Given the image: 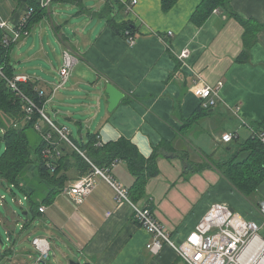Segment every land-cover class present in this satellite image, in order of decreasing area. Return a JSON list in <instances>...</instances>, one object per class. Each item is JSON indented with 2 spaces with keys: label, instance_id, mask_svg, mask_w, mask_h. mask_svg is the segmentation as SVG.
<instances>
[{
  "label": "crops",
  "instance_id": "crops-1",
  "mask_svg": "<svg viewBox=\"0 0 264 264\" xmlns=\"http://www.w3.org/2000/svg\"><path fill=\"white\" fill-rule=\"evenodd\" d=\"M133 1L84 0L79 6L51 3L49 15L38 24L42 28L50 26L55 34L66 28L81 34L87 71L82 81L90 83L83 84V94L79 91L81 80L64 94H53L49 81L27 72L16 73L38 79L40 95L44 92L47 96L45 111H50V118L69 130L64 122L76 125L80 139L71 131L76 142L86 145L89 134H95L101 144L124 138L146 159L156 155L158 172L148 178L146 194L138 202L152 208L175 241L184 240L216 202L227 203L256 220L264 237L260 212L264 181L255 195L246 197L210 159H224L228 143L219 141L224 133L237 134L238 138L230 144L239 146L251 136L252 128L260 125L264 129V0H231L240 16L263 24L248 61L239 60L245 46L244 26L223 9L216 8L218 12L213 11L202 25H197L192 15L203 0H175L169 9L163 7V0H137L134 10L128 11L126 4ZM27 10L25 3L0 0V22L7 23V30L13 28ZM66 13L76 17L78 23L74 25ZM110 17L118 23L134 24L133 45L110 26ZM58 38L62 54L68 44L75 52L80 51V47L73 45L74 40L70 43L65 35ZM185 49L190 50L189 55L181 59ZM42 57L54 66L50 53L45 51ZM198 78L213 86L221 81L223 86L210 113L184 129L185 120L201 105L192 87ZM109 82L125 92V98L113 111L108 109ZM74 98L82 100L71 102ZM72 104L83 112V118L71 111ZM41 124L47 127L43 121ZM54 141L62 152L59 183L69 187L87 175L95 183L94 191L82 203L75 204L61 192L46 203L43 213L47 224L72 242L78 250L75 256L82 264H182L169 245L153 254L146 247L151 234L133 220L131 206L118 201L116 190L103 176L93 173L92 166L86 163L87 157L83 156L80 163L70 143L57 134ZM106 168L127 188L133 186L136 175L127 159L118 158ZM36 180L44 197L51 184L38 176ZM33 189L36 190L35 186ZM21 235L16 241L17 259L29 253ZM35 236L38 235L32 240ZM64 256L69 258L66 253Z\"/></svg>",
  "mask_w": 264,
  "mask_h": 264
},
{
  "label": "trees",
  "instance_id": "trees-1",
  "mask_svg": "<svg viewBox=\"0 0 264 264\" xmlns=\"http://www.w3.org/2000/svg\"><path fill=\"white\" fill-rule=\"evenodd\" d=\"M14 1L17 4H27V11L32 8L33 12L28 24L30 30L49 15L48 8L42 5L41 0ZM174 1L163 0V7L169 9ZM83 2L84 0H52V4L58 5L79 6ZM216 8L223 9L229 15L234 16L244 26L243 40L245 46L239 60L248 61L250 59V50L257 42L258 32L262 29L263 24L255 19H245L240 16L233 9L231 0H203L192 15V21L197 25H202ZM108 21L110 26L124 37L127 35V30L130 33L134 32V24L129 21L118 23L113 17H110ZM5 34L6 30L0 27V68L6 77L12 78L17 73L12 61L11 52L13 46L17 43H13L10 47L4 46L3 38ZM38 84V79L31 78L28 82L20 83V88L40 108L44 109L47 96L44 92L40 95ZM213 107H204L201 103L193 115L185 120L183 128H190L204 115L209 114ZM27 116L26 102L17 95V92L11 87L7 79L0 73V185L2 186L3 184V186L8 187L14 184L15 188L21 189L27 197L29 208L26 211L28 213L30 211L41 213L39 210L40 206L52 202L55 196L61 193L64 188L63 184L59 183L58 167V164L62 161V152L54 141V135L59 134L41 114L35 112L31 119H28ZM42 121L47 125L46 128L41 124ZM37 126H40V128L38 129ZM256 129L260 130L263 128L257 125ZM48 132L53 134L50 141H47L45 138V134ZM89 138L90 141L86 145L78 143L73 139L70 131L72 142L82 151H86L88 159L100 167H108L118 158L127 159L136 175L133 186L128 188L131 198L135 202H138L140 198L144 197L148 178L158 172L155 165L156 155H153L150 159H146L139 153V150L131 141L124 138L116 142L101 145L97 144L98 140L95 134H89ZM237 138L224 147L226 155L222 161H214L211 157L210 159L214 163V166L237 190L246 197H252L257 193L259 184L264 181V143L251 135L239 146L230 144ZM47 149L52 150V153L46 154L45 150ZM73 150L78 158L77 160L83 163V155L74 147ZM33 163L37 166V176L41 180L48 181L51 184L49 185L50 190L42 199H40V194H37L36 190L24 181L26 171ZM86 163L90 164V162ZM23 226L26 228V224ZM24 227L21 228V231L25 229ZM10 228L9 238L11 239L13 238L15 229ZM5 243L6 246L4 248L8 252H11V248L7 247L6 239Z\"/></svg>",
  "mask_w": 264,
  "mask_h": 264
},
{
  "label": "built area",
  "instance_id": "built-area-1",
  "mask_svg": "<svg viewBox=\"0 0 264 264\" xmlns=\"http://www.w3.org/2000/svg\"><path fill=\"white\" fill-rule=\"evenodd\" d=\"M51 0H41L43 6H48ZM137 0L127 3L128 11L134 10ZM218 12V10H214ZM32 8L27 15L19 23L10 29H6L7 23L0 22V27L6 30L4 37V46L10 47L13 43H17L22 38L30 35L31 30L28 24L32 15ZM129 34V32L127 31ZM129 43L133 45L136 42L134 36H130ZM190 50L185 49L180 55L181 59L188 57ZM63 66L61 68L62 84H65L71 77L73 68L78 62V57L71 51L66 50L63 57ZM0 73L7 79L11 87L17 92V95L26 102L27 118L31 119L35 112L51 125V127L61 136L62 139L70 143L84 157L85 152L79 149L70 139V130L67 127L59 126L53 122L46 111L38 106V104L26 95L20 88V83L28 82L32 77L28 74L18 73L14 77H6L0 68ZM223 86V82L217 85H210L198 78L193 87L194 93L201 99L204 107L214 106L219 91ZM39 129L40 126H37ZM251 135L264 143V129H251ZM53 137L51 132L45 134L47 141ZM237 137L234 132H226L219 141L229 143ZM101 145V142L97 143ZM51 152L50 149L45 150L46 154ZM88 159V157H87ZM93 173L103 176L116 190L119 202H126L132 208L133 220L145 227L151 234V240L147 243V248L153 254H159L165 245H169L174 249L182 260V264H264V237L261 235V224L254 219H249L236 211L229 204L224 202H216L212 204L207 212L203 215L195 228L182 241H175L173 237L165 230L164 226L155 217L152 208L148 204L135 202L130 195L129 189L117 181L110 173V168L100 167L89 159ZM15 188L12 184L9 186ZM7 187V188H9ZM95 189V183L91 175L82 177L80 180L65 189V193L69 194L75 204H80ZM27 200V197L25 196ZM1 200L5 202V196H1ZM46 204H42L39 208L41 213L46 211ZM260 212L264 218V202L260 205ZM111 213L109 212L108 215ZM23 228L24 226H21ZM9 233V228H7ZM10 239V238H9ZM11 240V239H10ZM35 249L40 253L35 264L40 260H46L50 254L51 244L48 238L36 236L32 240ZM1 264V262H0Z\"/></svg>",
  "mask_w": 264,
  "mask_h": 264
},
{
  "label": "rangeland",
  "instance_id": "rangeland-1",
  "mask_svg": "<svg viewBox=\"0 0 264 264\" xmlns=\"http://www.w3.org/2000/svg\"><path fill=\"white\" fill-rule=\"evenodd\" d=\"M51 3L52 0L50 1L48 6L46 5L44 7L48 8L49 10V6L51 5ZM66 14V18L70 21H73L74 25L78 23L76 21V17H74L72 14ZM97 22L98 20H95L96 24ZM127 31L129 32V30ZM127 31L126 38L128 40L129 37L133 35L130 32L128 34ZM58 34H55V32L48 25L45 28H42L40 25L32 28L30 35L19 40L17 44H15L12 48L11 54L13 55L12 61L15 65V70L18 72H27L31 75H37L41 77L42 80L49 81L51 84H53V94H57L58 91L64 94L65 91H67V88L76 83L77 80H81L82 89H80L79 91L81 94H83V84H85L86 86H90V83L82 81L83 75H85L87 71L85 70L86 66L83 62L84 51L83 43L81 42L83 40L81 34L78 31L74 34L70 30H68V28L61 30V32ZM62 35H65L66 38H70H67V41H69L70 43L72 40H74L73 45L80 47V51L75 52L71 48V44H68L67 48L64 49L62 54L61 43L58 38H62ZM66 50L73 52L78 57V62L73 68L70 79L65 84H62V76L60 72L64 61V52ZM45 51L50 53V58L53 61L54 66H52L50 62L46 61L44 57H42ZM18 59H21V61L19 62ZM50 72L52 74H50ZM81 100L82 98H74L71 102L79 103ZM69 108L71 109V111L75 110L77 112L76 117L79 116L83 118V112H78L76 110L77 107L75 106V104L70 105ZM47 112L52 115L50 111L47 110ZM64 123L69 126L70 131L74 132L75 137L80 139L79 129L77 128V126L72 125L67 121ZM36 173L37 166L35 163H33L28 167L24 181H26V183L29 184L31 188H34L35 186L37 194H40L41 196L43 195V192L41 191V187L38 184V180H36ZM66 188L67 187H64L62 192L65 195L70 196L69 194L65 193ZM3 195L5 196L4 203L1 200V196ZM28 207L29 202L25 199V194L21 189L17 187L16 189L14 188V190L11 191L10 187L7 188L6 186L0 185V238H5L7 240V247L11 248L12 250L11 252H8L6 248H4L0 243L1 264H35V261L37 260V257L40 253L32 245V237L34 235L46 237L50 241L51 250L48 258L46 259L47 264H58L59 262L61 264H70L71 261L80 262L78 260V257L75 256L77 255L78 250L73 246L72 242L67 240L68 237L61 231H56L54 227L52 229V227L47 224L48 218L45 216V214L33 211H30L28 214H26L25 212ZM23 224H26V228L24 231H21L20 225L23 226ZM10 227L15 229L13 238L11 240L9 239V233L7 232V228ZM21 233V237L24 236L23 238H25L23 239V243L25 244L29 253L17 259V257L15 258V252L18 251L16 249L19 245L18 242L16 244V241L18 240ZM60 237H63L64 240L62 241ZM65 253L68 254L69 258L65 259Z\"/></svg>",
  "mask_w": 264,
  "mask_h": 264
},
{
  "label": "water",
  "instance_id": "water-1",
  "mask_svg": "<svg viewBox=\"0 0 264 264\" xmlns=\"http://www.w3.org/2000/svg\"><path fill=\"white\" fill-rule=\"evenodd\" d=\"M106 93L108 94L109 111L115 110L122 102V100L125 98V92L112 82H109L106 85ZM25 213L27 214L28 212ZM0 243L3 247L6 246L5 239L3 237L0 238ZM38 264H47V262L46 260H40ZM70 264H82V263L71 261ZM85 264H91V263H85Z\"/></svg>",
  "mask_w": 264,
  "mask_h": 264
},
{
  "label": "bare ground",
  "instance_id": "bare-ground-1",
  "mask_svg": "<svg viewBox=\"0 0 264 264\" xmlns=\"http://www.w3.org/2000/svg\"><path fill=\"white\" fill-rule=\"evenodd\" d=\"M4 39V38H3ZM15 44V43H14ZM52 151V150H51ZM50 153H52V152H50ZM49 155V154H48ZM1 182V181H0ZM8 184V183H7ZM3 185V184H2ZM16 189V188H15ZM29 208V207H28ZM27 212V211H26ZM28 214V213H27ZM7 225V224H6ZM24 225V224H23ZM25 228V227H24ZM11 229V228H10ZM12 231V230H11ZM12 239V238H11Z\"/></svg>",
  "mask_w": 264,
  "mask_h": 264
}]
</instances>
